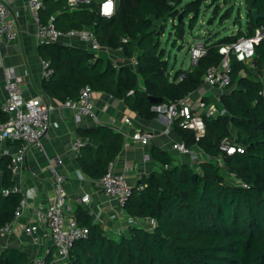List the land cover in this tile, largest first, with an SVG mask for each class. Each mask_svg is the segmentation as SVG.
I'll return each instance as SVG.
<instances>
[{
  "label": "trees",
  "instance_id": "16d2710c",
  "mask_svg": "<svg viewBox=\"0 0 264 264\" xmlns=\"http://www.w3.org/2000/svg\"><path fill=\"white\" fill-rule=\"evenodd\" d=\"M43 1L44 23L55 16L59 29L90 30L101 47L121 50L137 62L136 67L117 65L84 47L42 44L39 55L52 71L44 79L45 93L65 104L77 100L81 88L88 85L122 100L147 120L158 116L152 110L158 103L152 98L176 103L197 92L205 85L206 72L222 63L220 49L252 37L264 25V18L252 17L254 10L264 14V0H245L246 30L216 40L206 38L207 52L197 65L175 70L168 46L182 50L188 45L187 34L199 22L202 9L216 5L217 15L221 0L210 4L209 0H116L110 17L101 14L104 0L80 2L77 7H70L68 0ZM223 3L228 5L227 0ZM230 16L228 9L224 17ZM255 50L253 63L231 56V85L217 104L218 115L204 117L203 137L197 139L194 131L180 126V119L173 122V134L204 152L208 160L189 165L159 147L151 148L158 169L132 189L124 210L134 220H154V227L131 224L114 237L78 211L77 220L89 228V235L74 244L67 264H264V40L256 42ZM6 119L0 100V122ZM80 134L91 141L81 149V168L100 180L123 150L122 135L108 126L82 129ZM225 139L244 152H222ZM0 172L2 228L14 220L23 195L2 193L16 186L10 156L0 159ZM0 264H30V259L25 252L9 248L0 253Z\"/></svg>",
  "mask_w": 264,
  "mask_h": 264
},
{
  "label": "crops",
  "instance_id": "0c3cea01",
  "mask_svg": "<svg viewBox=\"0 0 264 264\" xmlns=\"http://www.w3.org/2000/svg\"><path fill=\"white\" fill-rule=\"evenodd\" d=\"M90 1L81 0V2ZM115 3L117 5V1ZM9 6L18 15L20 34L14 41L0 42V100L2 102L6 97L5 82L8 75L14 74L21 78L26 99L38 97L50 99L55 106L51 121L57 126L52 127L45 135L43 149L36 146L28 148L24 163L14 173L16 186L27 199L28 205L23 216L13 223L14 231L0 236V253L9 248H17L28 255L30 263L36 257H44L47 263L57 264L54 263L57 249L51 239L45 216L53 194V173L50 164L56 158L63 160L58 171L65 176V186L70 198L67 212L70 215L78 218V211H80L82 217H88L92 223L99 225L106 233L114 237L125 230L122 225L129 221V216L121 209L118 201L104 193L100 180L92 179L81 168L79 163L81 150L74 151L73 143L76 140H82L85 144L91 143L81 136L82 129L108 126L122 135L123 150L114 160L113 168L117 174L125 175L133 185L158 169L151 154L153 146L169 152L180 163L193 165L195 161L173 149V143L179 140V137L173 134V124L170 133H165L168 127L165 117L143 119L122 100L107 93L94 91L96 118L77 119L75 112L68 107L67 103L51 99L43 89L45 76L43 60L39 55L38 24L29 11L28 0H11ZM59 42L66 46H78L90 50L89 46L77 39L63 38ZM95 53L106 60L114 61L117 65L133 66L132 61L127 59L121 50L102 48ZM261 81L264 85V66ZM225 91L226 89L213 88L205 84L190 97L195 102L202 101L206 107L210 104L217 107ZM200 111L202 109L198 108V112ZM128 118L132 121L131 125L126 123ZM139 130L147 131L152 135L149 144L142 145L132 140V134ZM21 146L22 143L13 141L0 143V159L5 155L15 156ZM231 178L233 182H238L235 177L231 176ZM1 186L2 173L0 172V188ZM86 194L90 195V201L81 202L80 199ZM135 221L131 224L145 225L148 229H152L155 225L152 219ZM30 226H36L37 230L32 234H26L25 229Z\"/></svg>",
  "mask_w": 264,
  "mask_h": 264
},
{
  "label": "built area",
  "instance_id": "2783aa9c",
  "mask_svg": "<svg viewBox=\"0 0 264 264\" xmlns=\"http://www.w3.org/2000/svg\"><path fill=\"white\" fill-rule=\"evenodd\" d=\"M11 0H0V42L14 41L19 37L18 15L14 13L9 6ZM116 0H104L101 3V14L110 17L116 9ZM81 0H68L70 7H77ZM29 11L38 24L37 39L42 44L56 43L63 38L77 39L81 43L89 46L93 52H99L103 47L99 44L94 32L90 30L69 29L62 30L57 27L56 17L52 16L44 23L42 21V11L45 9L43 0H28ZM264 40V25L255 30L252 37H241L237 42L226 45L220 49L224 56L222 63L218 67L210 68L205 76V84L213 88L227 89L232 82L231 75V56L234 55L238 61L253 63L256 56V42ZM122 42H127L126 38ZM206 47L202 41L193 43L190 49L191 66L197 65L200 58L206 55ZM137 66V62H132ZM44 76L49 77L51 70L49 64L43 61ZM182 79V77H181ZM6 97L1 102V111L6 115L5 122H0V143L13 141L20 142L22 146L11 157V168L13 173L17 172L25 161L26 151L31 146L43 149V139L52 127H56L51 121V115L54 105L48 97H38L26 99L21 78L10 74L5 82ZM94 90L91 86L81 88L77 100L67 103L68 107L75 112L76 118L84 117L96 118L95 103L93 99ZM261 94L264 97V89ZM189 95L176 103L162 102L153 106L152 110L160 117H165L168 121V127L165 133L169 134L174 120L180 119V126L184 129L192 130L196 133V138L203 137L206 132V123L204 117H216L218 109L214 104L206 107L205 103L195 102ZM198 108L202 111L198 112ZM126 123L131 125L132 121L128 118ZM152 135L147 131H136L132 134L133 141L147 145ZM85 143L82 140H76L73 143V149L80 152ZM173 149L179 154L189 156L196 164L200 161L208 160V156L195 148L189 147L181 140L174 141ZM220 149L222 152L232 155L236 152L243 153L242 147L236 146L231 139H225ZM63 164V160L56 158L51 164L50 169L53 173V194L46 211L47 226L51 239L57 249L54 263L67 264L70 252L74 244L89 235V228L81 225L74 215H70L69 194L65 186V176L58 171V167ZM100 185L106 195L114 198L120 204L121 209L131 197L132 189L136 186L131 184L123 174H117L114 171L113 163L108 167L106 174L100 179ZM1 191V188H0ZM4 196L10 193L21 194V190L15 186L13 189H4ZM81 202H89L90 195L86 194ZM28 205L27 199L22 196L21 202L15 211L14 220L0 228V236L6 233H12L13 223L23 216ZM136 222L129 217V221L122 225L127 229L131 223ZM37 230L36 226H30L25 229L26 234H32ZM30 264H49L44 257H36Z\"/></svg>",
  "mask_w": 264,
  "mask_h": 264
},
{
  "label": "rangeland",
  "instance_id": "374dc122",
  "mask_svg": "<svg viewBox=\"0 0 264 264\" xmlns=\"http://www.w3.org/2000/svg\"><path fill=\"white\" fill-rule=\"evenodd\" d=\"M209 4L212 0L208 1ZM220 11L216 15L214 6L204 7L201 11L199 22L196 24L192 32L187 34L188 45L183 46L180 50L177 46L170 44L168 46V55L170 65L175 70L184 69L187 70L191 67V54L187 52L189 45L204 42L206 38L211 37H224L237 33L240 29L246 30L247 25V12L245 0H233L232 4L225 5L223 0L218 2ZM231 10V16L229 18L224 17L227 10ZM167 35L163 37L165 39ZM172 43V41H171Z\"/></svg>",
  "mask_w": 264,
  "mask_h": 264
},
{
  "label": "water",
  "instance_id": "95a60500",
  "mask_svg": "<svg viewBox=\"0 0 264 264\" xmlns=\"http://www.w3.org/2000/svg\"><path fill=\"white\" fill-rule=\"evenodd\" d=\"M228 1V4H231L232 3V0H227ZM252 17L254 20H257L259 18H264V14H261L259 13L257 10H254L252 12ZM152 101L155 102V103H161V100L160 99H155V98H152ZM140 182H138L136 185H139Z\"/></svg>",
  "mask_w": 264,
  "mask_h": 264
}]
</instances>
